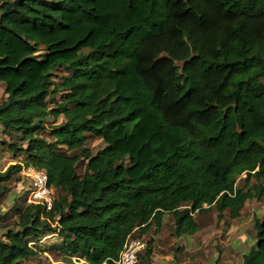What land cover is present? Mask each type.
I'll use <instances>...</instances> for the list:
<instances>
[{"label": "trees", "instance_id": "1", "mask_svg": "<svg viewBox=\"0 0 264 264\" xmlns=\"http://www.w3.org/2000/svg\"><path fill=\"white\" fill-rule=\"evenodd\" d=\"M0 84L3 144L59 192L51 210L13 207L0 264H41L51 235L65 264H117L166 214L180 238L264 200V0H1ZM87 134L105 147L86 148ZM255 228L241 264H264V218Z\"/></svg>", "mask_w": 264, "mask_h": 264}, {"label": "rangeland", "instance_id": "2", "mask_svg": "<svg viewBox=\"0 0 264 264\" xmlns=\"http://www.w3.org/2000/svg\"><path fill=\"white\" fill-rule=\"evenodd\" d=\"M65 74L64 68L57 70L56 79L59 80ZM5 86V84H0V99L5 96ZM59 98V95L47 97L51 106L55 104L53 100L58 101ZM64 121L62 116L58 121H54L51 117L47 122L48 129L42 133V136L48 142H52L54 138L50 135V128ZM6 138L7 136L3 134L0 126V171L6 170L11 164L24 163V159L21 157L14 158L7 146L3 144ZM84 146L92 150L93 153H97L105 147V142L101 138L87 134ZM83 169L82 165L78 168L80 173ZM243 178L244 176L238 178V185L243 184ZM23 185L21 181L15 180L0 185V238L5 239V234L10 228L18 229L16 222L19 216L13 207L28 204L24 197ZM55 192V196L58 198V190ZM256 217L264 218V200H248L241 216L237 219H230L226 215L224 220L218 221L217 212H211L205 216L201 230L188 238H178L173 234L172 216L166 214L164 224L157 233H154L153 228L150 234L134 236L144 239L147 243L153 239L152 257L148 262L141 264H179L183 261H187V264H241L244 255L257 241ZM182 240L189 246L191 252L185 251V246L181 245ZM58 244L55 235L43 237L39 241L37 249L46 251H41L38 256L31 258V261L41 264H65L66 259L63 258L62 253L57 250H49L52 245L57 246ZM144 253L145 250L140 254L141 257L144 256Z\"/></svg>", "mask_w": 264, "mask_h": 264}, {"label": "built area", "instance_id": "3", "mask_svg": "<svg viewBox=\"0 0 264 264\" xmlns=\"http://www.w3.org/2000/svg\"><path fill=\"white\" fill-rule=\"evenodd\" d=\"M24 184L23 192L28 204L41 205L51 210L56 200L55 188L49 183V176L45 169H38L33 165L22 164L20 171ZM147 242L142 238L129 237L117 259V264H138L140 254L146 250ZM69 264H91L86 258L72 256Z\"/></svg>", "mask_w": 264, "mask_h": 264}, {"label": "crops", "instance_id": "4", "mask_svg": "<svg viewBox=\"0 0 264 264\" xmlns=\"http://www.w3.org/2000/svg\"><path fill=\"white\" fill-rule=\"evenodd\" d=\"M22 182V181H21ZM24 186V185H23ZM191 236V235H189ZM189 236H185L184 238H188ZM182 238V237H180ZM182 246H185V251H188V252H191V249L189 248V246L184 242V240H182V243H181ZM179 264H187V261H183V262H180Z\"/></svg>", "mask_w": 264, "mask_h": 264}]
</instances>
